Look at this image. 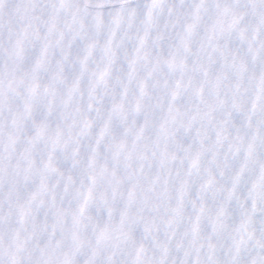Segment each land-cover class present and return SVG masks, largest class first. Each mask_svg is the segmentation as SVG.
Instances as JSON below:
<instances>
[{
  "label": "snow or ice",
  "instance_id": "snow-or-ice-1",
  "mask_svg": "<svg viewBox=\"0 0 264 264\" xmlns=\"http://www.w3.org/2000/svg\"><path fill=\"white\" fill-rule=\"evenodd\" d=\"M204 6V0L194 2L191 5L192 22H185L182 31L168 33L167 24L161 27L165 0H146L142 6H132L130 0H21V3L17 5V10L27 17L33 29L31 32L25 31L17 38L16 53L23 64L32 65V84L27 89L29 101L40 95L47 97V109L51 113L55 107L58 91L61 92L62 102L66 107L73 103L74 97H79L80 101H83L86 95L88 111L94 112L100 120L98 125H94V121L87 118L80 121V134L94 136L95 140V143L90 145L92 155L89 156V164L94 168L95 153L101 146L111 147L113 157L117 161L123 154L124 167L127 170L126 178L129 181L125 207L120 210L118 223H106L95 233V246L92 247V255L88 264H119L116 257L122 254V245L135 246L138 236L146 239L158 230V220L161 219L158 216L159 206L150 205L146 197L138 199L136 193L137 187L142 186V181L150 185L160 182L158 175L148 181L144 171V162L150 160L149 152L151 158L157 159L159 165L169 175L171 174V162L177 159L176 152L169 151L170 143L184 153V156L180 157L181 163L187 160L185 178L181 179L175 188V204L168 206L167 200L170 198L166 197L164 200L168 216L163 222L170 230V236L175 235L177 226L184 219L185 198L189 194L187 176H190L193 170L199 172L202 154L210 152V162L218 168L229 164L227 153H224L223 160L219 159L220 149L228 138V128L233 121V109H241L240 82L247 71V63L244 60L237 61L234 54L230 52L229 37L224 34L223 29L204 33L195 31L199 11ZM214 7L221 15L228 11V4L225 0H216ZM38 12H46V19L37 15ZM167 14L169 17L173 16V6L170 4L167 6ZM2 16L3 13L0 12V23H2ZM106 19L108 27L105 33ZM37 22L44 25L43 33ZM90 28H94L92 35L89 33ZM100 37H103V43L100 45L99 61H96L95 52ZM194 37L197 43L195 52L191 46ZM25 39L36 43L31 54L28 55L23 54ZM221 39L225 41L224 44L220 43ZM153 49L157 50L156 56H152ZM248 49L254 60L264 61V44H257L254 47L249 41ZM121 51L124 53L123 57L119 55ZM165 52L169 53L167 58L164 56ZM217 56L219 61H217ZM189 57L192 58L191 64L188 63ZM162 62L167 64L170 74H174L177 70L180 73L171 83L167 78L161 83L155 75H163ZM217 63L221 70L215 72L214 79H210V73L215 71L214 66ZM138 65L143 67L142 75L138 73ZM225 68L237 75L235 91L230 92V100V90L226 89L221 93L222 81L226 76ZM50 70V83L44 85L41 93L39 73L43 71L47 74ZM188 71L200 73L202 76L199 87L193 88L196 103L190 114L182 112L180 108L191 80V78L188 81L185 80V74ZM77 72L79 75H76ZM114 72L117 75L114 76ZM208 84L216 90L215 100L212 102L204 97L205 85ZM12 87L10 80L9 90ZM129 87L134 88V95L131 99L129 98ZM98 90L100 95H97ZM157 93L161 99L162 111V117L158 122L155 121L152 112V99ZM0 95H2V86H0ZM106 98L110 100V106L107 107L105 115ZM258 102L264 109V72L256 82V95L251 102L252 111L245 110L243 113L248 126L254 129L253 135L246 145L239 137L236 138L238 142L235 145L229 142V148L235 147L237 152L243 147L244 160L239 165V171L232 177V187L226 193L228 201H231L236 194L240 175L248 164L249 158L257 151V143L264 145V118L256 111ZM32 111L33 104L26 103L25 113L29 114ZM129 111L141 117L142 122L138 126L135 121L129 124ZM35 115L37 117L42 115L38 102ZM186 115L187 119H185ZM45 127L44 121L36 126L35 140L38 141L43 136ZM153 131L155 132L154 141L150 140L148 135ZM130 132L133 137L131 147L128 146L126 140ZM210 134H214V141L211 140ZM106 136L113 138L110 144H104ZM184 136H189L195 143V151L192 150L191 144L185 147L180 143L178 137ZM116 137L121 138L116 139ZM49 140L53 151L57 146L67 143L66 140L62 143L59 132L56 136L49 137ZM205 140L210 142L206 145ZM76 143L79 144L78 141ZM79 152V147L73 148V163L77 162L75 158ZM133 161L136 162L135 166ZM43 167L45 170L55 171L51 152L48 160L43 163ZM30 169L31 161L25 167V179ZM206 171L207 179L197 192L199 203L196 199L190 201L194 211V215L189 217L191 240L189 246L183 250L180 264H205L200 257V250L205 247L204 237L201 235L202 226L207 230V225H202L204 219L211 223L213 232H220L226 227L223 219L224 207H219L213 215L206 206L205 194L215 182L212 169L208 168ZM107 172L106 168L101 169V175ZM180 174L181 168H177L176 175L179 177ZM108 175L112 195L115 197L121 179L115 168ZM89 179L92 184L95 183V175L90 176ZM261 181L264 182V164L261 165ZM167 182L165 180V184ZM46 191L47 186L42 181L39 190L31 193L29 206L20 208L21 221L31 213L32 201H36L38 206L45 204L43 199L37 201L36 198L37 195H42ZM248 195L250 200L243 205L242 226L245 228L255 214L264 212V206H258V199L264 201V193L257 191L256 184H253ZM91 198L92 187L90 185L84 192L78 212L72 214L74 228L82 225V217L85 216ZM48 207L54 209L55 219L51 225L50 235H55L58 228L63 231L65 211L55 207L54 198L48 202ZM145 208H149L154 214L146 216ZM107 211L109 221H111V207H108ZM33 226L38 227L35 219ZM45 230H47V225H45ZM187 234L186 229L185 235ZM73 240L75 242L74 256L75 251L80 249L83 242L75 232ZM153 240L155 241L154 237ZM58 243L54 245L49 239L40 249L42 264H51L50 257ZM241 243L242 240L234 241L237 252L240 250ZM106 247H111V254L101 255L98 259L97 253L103 252ZM155 247L159 249V255L148 259L143 244L135 246L134 254L127 257L126 264H146V261L147 264H168V244L156 243ZM179 247L180 245L177 244V248ZM206 248V264H241L235 254L230 259L227 256L223 261L219 259L216 256V245L210 238ZM73 256L65 254L62 259H57L55 264H74ZM254 264H264V257H261L259 261H254Z\"/></svg>",
  "mask_w": 264,
  "mask_h": 264
},
{
  "label": "clouds",
  "instance_id": "clouds-1",
  "mask_svg": "<svg viewBox=\"0 0 264 264\" xmlns=\"http://www.w3.org/2000/svg\"><path fill=\"white\" fill-rule=\"evenodd\" d=\"M145 2L146 0H130L132 6H142ZM194 2H199V0H165V12L161 18V27L163 28L167 24L168 33L182 31L185 22H192L191 5ZM215 2L216 0H204L205 6L199 11V20L196 22L195 31L204 33L223 29L224 34L229 37L230 52L234 54L237 61L244 60L247 63V71L240 82L239 102L241 109H233V121L228 128V138L220 149L219 159L223 160L224 153H227L229 164L228 166L221 165L218 168L210 162V152L202 154L199 172L193 170V173L187 176L189 194L185 198V216L177 226L174 236H170V230L163 222L168 216V212L165 211L164 200L166 197L170 198L167 200L168 206L175 204V188L179 181L185 178L184 173L187 171V160L185 159L183 163L180 160L184 153L176 149L171 143L169 144V151H175L177 155V159L171 162V174L169 175L165 173L157 159L151 158L149 152L150 160L144 162V171L148 181L158 175L160 182L150 185L142 181V186H138L136 190L138 199L146 197L150 205L159 206L158 216L161 219L158 220V230L146 239L138 236L135 246L143 244L146 258L150 259L159 255V249L155 247L156 243L168 244V264H180L183 250L189 246L191 240L189 217L194 215L190 201L196 199L199 203L197 192L204 180L207 179L206 169L208 168L212 169L215 182L205 194V203L213 215L219 207H224L225 216L223 219L226 227L220 232H213L211 223L207 219L202 221V225H207V230L202 226L201 235L204 237L205 247L200 250L201 259L206 264V245L209 238L216 245V256L222 261L226 256L230 259L235 254L241 264H254V261H259L261 257H264V246H261L264 245V212L255 214L246 228L242 226L243 205L250 200L248 194L252 190L253 184H256L257 191L264 193V182L261 181L264 145L257 143V151L249 158L248 164L240 175L236 194L231 201L226 200L227 190L232 187V177L239 171V165L244 160L243 147L237 152L235 147L229 148V142L235 145L238 142L236 138L239 137L246 145L254 133V129L248 126L243 113L245 110L252 111L251 102L255 99L256 82L261 73L264 72V61L252 58L248 49V42L251 41L254 47L257 44H264V0H225L228 4V11L222 15L214 7ZM20 3L21 0H0V12L3 13L2 23H0V86H2V95H0V264H13V262L14 264H42L40 249L49 239L54 245L59 242L50 257L51 264H55V261L62 259L65 254L73 256L74 232L83 242L80 249L75 251L74 264H88L92 255V247L95 246V233L106 223H118L120 210L125 207L129 181L126 178L127 170L124 167L123 154L117 161L113 157L111 147L104 148L101 146L95 153L94 168L89 164V156L92 155L90 145L94 144L95 140L94 136L89 137L80 134V121L87 118L93 120L94 125H98L100 120L94 112L88 111L86 95L83 101H80L79 97H74L73 103L66 107L62 102V94L58 91L55 107L51 113L47 109V97L40 95L38 98L29 101L27 89L32 84V65L23 64L16 53L17 38L22 36L25 31L31 32L33 29L27 17L17 10V5ZM169 4L173 6L172 17L167 14ZM37 15L46 19L47 13L38 12ZM37 23L41 33H43L44 25ZM107 27L106 19L105 33ZM89 33L92 35L94 28H90ZM93 38H95L94 35ZM224 42L223 39L220 40L221 44ZM102 43L103 37H100L95 52L96 61H99ZM35 46V41L25 39L23 54H31ZM191 46L195 52L197 47L195 37ZM119 55L123 57V51ZM156 55L157 50L153 49L152 56ZM168 55V52L164 53L165 58ZM229 58L231 59V56ZM217 61H219L218 56ZM191 62L192 58L189 57L188 63L191 64ZM90 66L94 65L90 64ZM161 69L163 75L155 74L161 83L165 78L171 83L175 77L180 75L178 70L174 74H170L167 64L163 62ZM214 69L215 71L210 73V79H214L215 72L221 70L219 63L214 66ZM224 72L226 76L222 81L221 93L226 89L230 90V100V92L235 91L234 85L237 82V75L227 68L224 69ZM138 73L143 74L142 66L138 65ZM50 75L51 70L47 74L43 71L39 73L41 93L44 85L50 83ZM76 75L79 73L77 72ZM115 75L117 73L114 72ZM189 78H191L189 88L180 104L181 111L186 114H190L194 108L196 97L193 88L199 87L202 76L200 73L188 71L185 74V80L188 81ZM10 80L13 84L11 90L8 88ZM97 95H100L99 90ZM133 95L134 88L129 87V98L131 99ZM215 96L216 90L210 84L205 85L204 97L212 102L215 100ZM37 102L42 110V115L39 117L35 115ZM26 103L33 104L32 113H25ZM160 104L161 99L157 93L152 99V112L156 122L162 117ZM108 106H110V100L106 98L105 115ZM77 109L79 110L77 111ZM256 111L264 118V109L260 107L259 102ZM185 119H187V115ZM41 121L45 122L46 127L43 136L37 141L34 139L36 126ZM133 121L136 122L137 126L142 122L140 116L129 111L128 122L131 125ZM58 132L61 134L62 143L65 140L67 143L63 146H57L53 151L49 137L56 136ZM148 135L150 140H155L154 131ZM119 138L121 137H116V139ZM210 138L214 141V134H210ZM112 139V137L106 136L104 144H110ZM178 139L185 147L191 144L192 150L195 151L196 145L189 136L178 137ZM126 140L128 146L131 147L133 140L131 132L127 135ZM76 141L79 142L78 145ZM209 142V140H205L206 145ZM76 147H79L80 152L75 158L77 162L73 163L72 150ZM50 152L52 153L55 171H48L43 167V163L48 160ZM29 161H31V169L27 173V179H25V167ZM135 164L136 162L133 161L134 166ZM104 168L108 172L101 175V169ZM114 168L121 179L115 197L112 195L108 175ZM177 168H181L179 177L176 175ZM92 175H95L94 184L89 179ZM165 180L168 181L167 184H165ZM42 181L46 184L47 191L42 195H37L36 199L37 201L43 199L45 204L38 206L36 201H32L31 213L21 221L20 208L29 206L31 193L39 190ZM90 185L92 198L89 207L86 209L85 216L82 217V225L74 228L72 214L78 212V206L83 199L84 192ZM53 198L55 207L65 211V220L63 231L58 228L55 235H50L51 225L55 217L53 215L54 209L48 207V202ZM258 206H264V201L258 199ZM108 207L112 209L111 221L108 218ZM130 211H134V209H130ZM144 214L152 216L154 213L149 208H145ZM34 219L38 227L33 226ZM45 225H47V230H45ZM186 229L188 230L187 235H185ZM236 240H242L239 252L235 249L234 241ZM177 244L180 245L179 248H177ZM135 246H121L122 254L116 257L119 264H126L127 257L134 254ZM111 252V247H106L103 252L97 253V258L99 259L101 255L111 254Z\"/></svg>",
  "mask_w": 264,
  "mask_h": 264
}]
</instances>
